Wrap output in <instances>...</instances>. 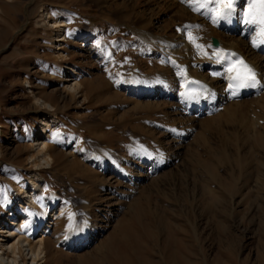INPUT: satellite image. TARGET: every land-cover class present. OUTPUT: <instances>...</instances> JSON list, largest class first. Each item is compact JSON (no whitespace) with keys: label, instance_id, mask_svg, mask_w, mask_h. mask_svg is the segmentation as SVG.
<instances>
[{"label":"rangeland","instance_id":"rangeland-1","mask_svg":"<svg viewBox=\"0 0 264 264\" xmlns=\"http://www.w3.org/2000/svg\"><path fill=\"white\" fill-rule=\"evenodd\" d=\"M175 2L0 0V264H37L26 242L3 248L23 210L32 245L51 231L38 264H264V86L243 128L221 110L189 131L177 94L127 88L170 71L138 32L179 36ZM76 227L87 245L69 250Z\"/></svg>","mask_w":264,"mask_h":264},{"label":"bare ground","instance_id":"bare-ground-1","mask_svg":"<svg viewBox=\"0 0 264 264\" xmlns=\"http://www.w3.org/2000/svg\"><path fill=\"white\" fill-rule=\"evenodd\" d=\"M175 1V3H172V7L181 9V11L176 14L183 19L182 30L180 31L179 36L174 37V35H168L165 37L154 35L147 28L140 31L141 27H139L138 32L142 39L149 41L150 44L156 45L157 42L162 44V47L160 46L161 48L158 47L160 50L159 54L166 57L170 71L158 72L157 76L153 75V80H150L152 79L150 78L149 81L146 80V78L143 81H139L141 77H138L137 75L136 77L138 78L137 81L134 82V85L130 84L131 86L128 85L127 88L131 91L144 88L142 90L144 93L148 91L154 95L161 88L163 89L164 94L165 92L168 94L166 98H173L177 94L180 104V107L177 108L179 112L177 115H184L183 113L194 114L193 117L179 119L181 123L184 122L185 125H183V127L186 128V130L188 129L187 131L197 125V118H201L199 120L201 125L212 127V122L215 121L216 118L203 120V117L211 115L212 113V115H214V112L221 110L224 111L222 116L223 119H221L225 120L224 124L228 125L235 123L243 128L241 121H244L245 109L247 107L250 108L249 105L254 108L258 106H252L257 103L254 100L249 101L248 103H242V101L231 103L232 101L229 99V93L227 92L228 81L231 77L237 76V72L226 67V59L229 52L240 56L248 63L251 69L255 72L262 86H264V35L261 34L259 26L249 25L244 22L246 19V13L249 11L248 0H233V11L229 20L221 19L218 15V13L227 10L226 2L217 3V0ZM210 9H213L214 11H210ZM214 17H216L218 22H213ZM219 30H222L223 33H220ZM238 30H240V32H238ZM237 33L240 34L239 40L235 38V34ZM214 39L219 41L218 47L212 45ZM254 41L255 46L253 44ZM169 72L174 74L173 77L176 79L174 82L171 81ZM140 74L142 76V73ZM152 81L158 82V85L155 86V83H152ZM223 81L224 85L221 88V82ZM193 84H195L197 88L194 91L191 90L189 93H186L187 88ZM159 85L161 87H159ZM76 88H78L76 85L69 87L70 90H76ZM258 92L261 93L262 89ZM260 98L264 100V94L261 95ZM224 105L227 106V108H223ZM256 110L257 108L254 110V113H257L258 115L259 113ZM260 111L264 114V107ZM258 117L259 118L256 117V123L258 122L257 124H260V114ZM245 123L246 122H244V124ZM256 123L253 124L254 127L257 126ZM48 127L52 128V123H48ZM183 127L181 131L180 129L175 130L174 128L171 132L172 135H180L179 139L184 138L186 133H184L185 131ZM260 127L262 133H264V126L262 125ZM250 131L251 126L249 127L246 125L244 130L245 136L249 135L251 133ZM252 133L254 134L253 136H255L256 130ZM200 135L202 136V133ZM260 136L258 140L261 139L262 141L263 138ZM42 144L43 148L41 151H44L48 147L46 146V142H43ZM148 151L149 150H146L145 152L148 153ZM152 157L153 155H149L147 160L144 158L143 164H148L158 171L160 163L155 162V158L152 159ZM45 158H49L48 152L45 155ZM33 201L34 204L37 205L36 203L38 199L36 197H34ZM20 212L23 215V223L17 225L16 233L18 244H6L3 245V248L7 247L8 249H11V253L14 255L20 243L26 242L29 252L33 257V261L38 264L45 258H42L41 256L45 253V246L47 244L46 239L48 238V235L51 234V231L50 229L47 230V228H45V236L43 239L37 241L35 245H32V239L37 236L42 228L39 227L40 225L37 224V221L31 220L32 218H30L26 211L23 210ZM64 212L63 208L60 209V213L56 212L54 214V221H58ZM87 235L88 234L84 228L76 227V229L69 232V235L64 241L66 242V248L69 250H76L82 246H86ZM2 250L3 249H1V251Z\"/></svg>","mask_w":264,"mask_h":264},{"label":"snow or ice","instance_id":"snow-or-ice-1","mask_svg":"<svg viewBox=\"0 0 264 264\" xmlns=\"http://www.w3.org/2000/svg\"><path fill=\"white\" fill-rule=\"evenodd\" d=\"M227 4V10L218 13L219 18L229 20L232 16V4L233 0H217V3H225ZM249 2V11L246 13L245 23L249 25H257L259 26L260 32L264 35V0H248ZM210 11H214L210 9ZM213 22H218L216 17L213 18ZM255 46V41L253 42ZM241 64H244V68L246 70V75L244 77V84L247 85H255L258 83L255 72L243 61H240ZM239 78V74L237 77ZM243 86V84L241 85Z\"/></svg>","mask_w":264,"mask_h":264},{"label":"water","instance_id":"water-1","mask_svg":"<svg viewBox=\"0 0 264 264\" xmlns=\"http://www.w3.org/2000/svg\"><path fill=\"white\" fill-rule=\"evenodd\" d=\"M213 45L216 46V47L219 46V42H218V40L214 39V40H213Z\"/></svg>","mask_w":264,"mask_h":264}]
</instances>
